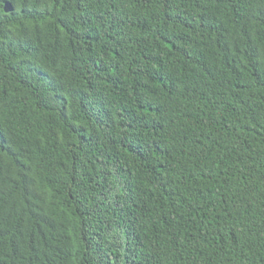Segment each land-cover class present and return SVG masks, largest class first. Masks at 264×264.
<instances>
[{
    "label": "trees",
    "instance_id": "1",
    "mask_svg": "<svg viewBox=\"0 0 264 264\" xmlns=\"http://www.w3.org/2000/svg\"><path fill=\"white\" fill-rule=\"evenodd\" d=\"M0 264H264V0H0Z\"/></svg>",
    "mask_w": 264,
    "mask_h": 264
}]
</instances>
